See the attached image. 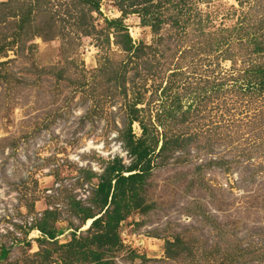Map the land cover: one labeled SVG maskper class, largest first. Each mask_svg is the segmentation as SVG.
<instances>
[{
    "label": "rangeland",
    "instance_id": "1",
    "mask_svg": "<svg viewBox=\"0 0 264 264\" xmlns=\"http://www.w3.org/2000/svg\"><path fill=\"white\" fill-rule=\"evenodd\" d=\"M255 2L189 0L188 17L187 12H173L170 18L174 15L178 23L162 21L156 35L160 41L154 40L150 26L140 23L137 13L122 17L135 42L143 40L155 48L145 54L153 64L146 95L159 82L163 85L171 70L180 68L184 85L178 92L182 108L190 110L169 119V135L180 134L186 143L161 162L156 158L146 189V201L153 205L120 219L115 245H91L104 250L113 264H264V89L258 95L252 89L243 93L228 80L210 96L208 92L202 96L200 87L219 82L244 57L240 48L232 63L223 59L224 47L206 54L194 45L202 43V32L216 35L236 26L246 13L257 21L264 3ZM50 4L56 9L55 34L43 30V37L33 36L24 33L30 25H23L18 41L0 52V244L9 248L0 264H34L42 244L54 248L51 259L62 263L59 253L66 246L56 249V244L85 235L91 221L81 223L66 198L70 191L84 198L89 184L96 183V178L84 180L81 169L100 171L114 153L125 163L131 160L118 138L129 97L121 93L116 71L126 55L113 42L112 27H105V18L122 16L121 11L113 0H100V12L84 17L100 32L83 31L77 37L76 0H49ZM15 18L8 12L0 19V44L13 37ZM230 47L236 50L238 44ZM251 57L262 61L264 53ZM126 70L128 89L132 62ZM194 90L199 98L189 95ZM151 119L161 137L163 126L157 123L155 108ZM131 127L141 134L136 120ZM53 206L59 210L55 242L39 244L44 235L34 224L45 208ZM176 233L184 240L178 255L170 257L164 238ZM72 264L93 263L74 258Z\"/></svg>",
    "mask_w": 264,
    "mask_h": 264
},
{
    "label": "trees",
    "instance_id": "2",
    "mask_svg": "<svg viewBox=\"0 0 264 264\" xmlns=\"http://www.w3.org/2000/svg\"><path fill=\"white\" fill-rule=\"evenodd\" d=\"M113 1L121 11L122 16L105 18V27L107 30L112 27L113 30L110 32L114 36L113 42L121 50L125 51L127 59L118 65V70L116 71V75L121 77L123 86L121 93L125 96L128 93L129 97L124 109L125 121L123 122V127L119 130L118 138L123 142L127 155L131 160L125 163L121 155L114 153L104 160L105 164L100 171L89 167L81 169L85 173L84 180L91 182L93 178H96V183L89 184L90 191L84 198L82 196L77 198L75 194L70 193L71 191L66 194V198L71 203L73 214L79 217L81 223L87 219H91V221L84 231L85 235L72 238L66 245L56 244V249L66 246L65 251L59 253V259L62 261L60 264H72L74 258L79 260V262L91 261L93 264H113L114 260L105 256L104 250H96L91 245L94 244L98 247L107 244H110V246L115 245L118 241L116 226L120 219L129 215L134 209L145 212L153 205L152 202L146 201V189L150 182L149 177L152 174V170L155 164L158 163L156 161L159 160L161 162L162 159L167 157L169 151H174L177 146H183L186 143V138H181L180 134L169 135L171 128L168 126L169 119L174 118L177 112L185 113L190 110L187 107L182 108V95L178 92L182 84L181 76L184 71L180 68L171 70L165 83L162 85L159 82L158 85L152 88L150 96H147L145 84L148 73L152 71L151 66L153 64L147 60L145 54L147 50L154 51L155 48L152 44H147L143 40L135 42L127 31L122 17L129 13H137L140 17V23L150 26L151 31L155 34L154 40L160 41L161 36L156 37V35L161 29L162 21L170 19L171 24L178 23L179 19L174 17V15L173 18H170L173 12L183 14L187 12L186 15L188 17L190 5H187V2L189 0ZM260 2L264 3V0H256L255 4L257 5ZM76 3L80 5V11L75 15L78 18L76 36L79 37L80 32L83 31L85 34L96 35L94 32L99 33L100 30H94L92 23L91 27L88 26L89 22L85 23L88 19L85 20L84 17L90 11L100 12V0H76ZM52 8V5H49V0L0 1V19L5 18V15L11 12V15H14L16 17L15 20L18 21L13 32H11L13 37L7 41L4 40L0 44V52H6L7 48H11L18 41L21 36L18 29L22 28L23 25H30L27 28L28 32L23 30L24 33H30L33 36L43 37V30L54 31L58 23L55 13L56 9L53 10ZM255 11V14L259 12ZM246 15L247 13L237 22L236 26L222 28L220 33L216 35L210 30L202 32V29H200L204 36L202 43L194 44L196 48L201 49L200 51L208 54L211 50L224 47L220 51L223 59H229L234 63L237 60V51H240L241 48L244 57L243 59L241 58L242 63L238 67L233 66L232 70L221 76L219 82L210 83L211 81L207 80L210 84L200 87L202 96L204 93L206 94L204 97H207L208 93L210 96L211 92L214 91L213 89L221 88L228 80L233 81L232 85L237 84L236 87L243 93L252 89V92L258 95L264 89V60L256 61L251 57L252 54L256 57L260 53H264V12L260 11V17L257 21H254L255 19L251 20ZM104 35L105 41L108 43L110 41L109 31L105 32ZM97 38L98 36H96ZM235 44H238V49L236 50L230 47V45L234 46ZM100 56L98 55L97 60H99ZM128 62H132L133 71L127 76L126 80H128L129 85L127 89L124 85V77H126L124 74L127 75L128 68L126 70V64ZM130 89L131 91H127ZM200 93L194 90L189 95L193 98H199ZM154 108L157 123L159 126H163L161 137L158 136L156 124L151 119V112ZM135 120L141 128V134L138 136L131 127L132 122ZM159 140H161L160 144ZM214 161L221 163L220 160ZM54 196L55 198H60L59 194ZM84 202H88V204ZM58 212L57 206L45 208L42 216L34 224L44 235L39 239V244L41 242H55L56 228H54V223L59 218ZM183 240L184 238H182L180 233L174 234L172 238L165 237L164 251L167 256L175 257L178 255L180 251L178 248L182 245ZM88 243L90 244L89 246ZM104 249L107 250L105 247ZM8 250L9 248L4 243L0 244V258L6 257ZM53 250L54 248L46 247L42 244L41 248L36 251L38 259L34 264H52V261L56 262L55 264H59L57 260L51 259ZM228 254L230 255V253ZM10 264L14 263L10 262ZM223 264L225 263L223 262Z\"/></svg>",
    "mask_w": 264,
    "mask_h": 264
}]
</instances>
